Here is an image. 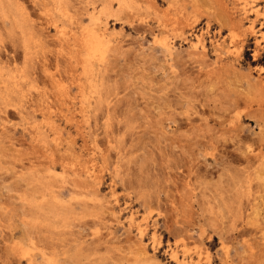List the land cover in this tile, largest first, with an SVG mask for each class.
Masks as SVG:
<instances>
[{"label":"rangeland","instance_id":"374dc122","mask_svg":"<svg viewBox=\"0 0 264 264\" xmlns=\"http://www.w3.org/2000/svg\"><path fill=\"white\" fill-rule=\"evenodd\" d=\"M236 1L0 0V264H264V0L253 31Z\"/></svg>","mask_w":264,"mask_h":264},{"label":"bare ground","instance_id":"6f19581e","mask_svg":"<svg viewBox=\"0 0 264 264\" xmlns=\"http://www.w3.org/2000/svg\"><path fill=\"white\" fill-rule=\"evenodd\" d=\"M123 1L118 0V5L122 4ZM235 5L237 6L238 11H241L244 14V16H246L248 13H251L254 16V18H252L249 21V27H250L249 29L253 31L254 27H255V21L257 20L256 17L258 16V13H259L257 5L252 4L248 0H237L235 2ZM232 28L234 29V26H232ZM224 37L225 36H223L222 41H224ZM260 39H262V37ZM262 40H264V39H262ZM104 44H105L104 33H100L98 30H96V31L95 30L94 31L87 30L81 36L80 46L85 50L86 55L88 57L102 56ZM235 47H236V39L231 40L229 42V47H228L229 51H230V48H232L231 50H234ZM137 229L141 235L144 227L142 224L137 223ZM154 241H155V238H153V242ZM171 256L176 260L177 264H193V262L191 260L186 259L185 256H182L181 258H179L177 255V251H175V250L171 251Z\"/></svg>","mask_w":264,"mask_h":264}]
</instances>
